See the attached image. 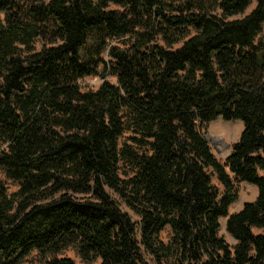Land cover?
Returning <instances> with one entry per match:
<instances>
[{
  "label": "trees",
  "instance_id": "trees-1",
  "mask_svg": "<svg viewBox=\"0 0 264 264\" xmlns=\"http://www.w3.org/2000/svg\"><path fill=\"white\" fill-rule=\"evenodd\" d=\"M251 3L0 0V167L19 185L0 181V264H77L71 245L100 264H264V0L229 19ZM101 65L117 81L83 91ZM220 117L244 122L225 162L200 130ZM240 181L258 195L228 218L232 248Z\"/></svg>",
  "mask_w": 264,
  "mask_h": 264
},
{
  "label": "rangeland",
  "instance_id": "rangeland-1",
  "mask_svg": "<svg viewBox=\"0 0 264 264\" xmlns=\"http://www.w3.org/2000/svg\"><path fill=\"white\" fill-rule=\"evenodd\" d=\"M258 0H252V3L248 8L240 14L230 17L229 19L242 18L249 14L256 6ZM131 42L130 36H124L122 38H116L109 41V46L104 53V59L109 61L111 58L109 56V47L113 45L127 46ZM42 40H38L36 43V48L40 49L43 45ZM110 80L116 82L117 79L115 76L108 74L105 71L104 65L100 66L99 74L87 76L80 79V85L83 91L97 90L99 86L105 81ZM244 129V122L242 120H232L226 121L223 118H217L205 125L200 126V130L209 140L212 151L215 156L221 161L225 162L227 157L232 151L233 144L239 140L241 133ZM135 136V133L132 130L126 129L124 136L120 139L121 146H129L133 151H141L143 148L136 143L132 137ZM119 173L124 178L130 176L134 173V166L130 160L123 156L121 162L119 163ZM0 181H2L8 188L9 193L15 192L19 185L17 182L9 179L5 170L0 167ZM213 183L218 187H222L220 182L216 177L213 178ZM238 189V198L237 200L229 207V215L222 217L220 219V228L219 235L223 237L230 247H234L237 244V240L232 236V234L227 229V221L231 214L240 211L244 204L249 201H254L258 195V188L245 181L237 182ZM256 233L264 232V229L254 228ZM170 236V228H167L162 232V238L168 240ZM54 255L50 253H43L39 250L32 251L29 255L22 258L19 264H47V261L52 258ZM60 257L68 256L73 258L77 264H100L101 260L85 261L79 255L77 248L74 245H71L64 249L60 254Z\"/></svg>",
  "mask_w": 264,
  "mask_h": 264
}]
</instances>
